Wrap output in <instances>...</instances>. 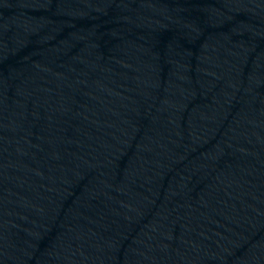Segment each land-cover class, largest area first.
<instances>
[{
	"label": "water",
	"instance_id": "water-1",
	"mask_svg": "<svg viewBox=\"0 0 264 264\" xmlns=\"http://www.w3.org/2000/svg\"><path fill=\"white\" fill-rule=\"evenodd\" d=\"M0 264H264V0H0Z\"/></svg>",
	"mask_w": 264,
	"mask_h": 264
}]
</instances>
